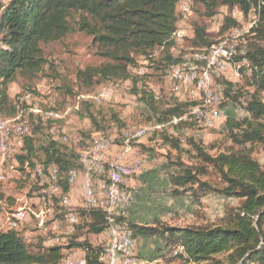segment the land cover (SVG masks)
<instances>
[{"label": "rangeland", "instance_id": "rangeland-1", "mask_svg": "<svg viewBox=\"0 0 264 264\" xmlns=\"http://www.w3.org/2000/svg\"><path fill=\"white\" fill-rule=\"evenodd\" d=\"M186 6H189V11L184 14ZM202 11V6L194 4L192 0L178 2L176 12L179 19L172 35L173 44L168 51L172 57L181 60L168 64L164 60L166 55L162 48L154 49L148 57L137 56L135 65L129 67L135 82L131 79L97 80L86 86L76 79L78 69L98 65L103 61L96 54L91 36L78 28L80 15L77 12L72 11L67 15L66 29L46 30L40 36V47L46 63L33 74H16L8 87L16 113L11 117L0 114V124L8 128L11 135H17L15 127H27V135L16 138V145L22 149L17 150L16 147L15 154L11 155L14 157L5 158L1 164L2 171L4 172L5 167L7 174L0 181V194L3 196L0 199V219H5L3 222H6L5 216L19 208L23 209L26 220L19 224L17 231L32 250H39L40 245L48 247V241L57 238L62 247V258L58 264H78L85 253L83 249L69 245L72 241H82L85 238L92 245L105 250L102 257V263L105 264L108 239L105 236V241L102 240V235L98 234L97 237V234L87 232V228L83 227L82 210L87 209L84 206L85 194L90 187L94 188L97 198L101 197L99 207L105 205L109 174L115 164L122 167L126 175L123 176L126 182L121 186L116 185L118 196L129 197L123 218L126 221L130 219L148 223L159 220L170 225L212 224L218 222L227 205L238 203L236 198L213 193L202 196L199 203L193 201L188 193H170L167 175L179 170L175 163L178 154L185 165L205 167L206 174L202 179H214L210 169L190 150L188 138L202 144L210 154L225 150L231 145L225 133L226 119H239L246 115L243 108L246 99L244 91L253 89L247 83L250 75L246 68L248 63L245 59L237 60L234 56L245 53L246 35H249L250 28L257 20V14L251 10L245 15L239 8L230 9L227 6H220L211 17L201 15ZM226 16L234 18L237 24L221 31ZM195 25L204 26L212 41V49L226 47L235 51L233 61L227 67L223 64L220 69H207L208 80L202 85L199 83L204 63L195 61L193 54L209 51L210 48L198 49L190 43ZM262 44L264 45V40ZM183 62L186 63V71H190L188 68H195L194 77L176 81L172 77V67ZM224 81L233 84L231 93L240 87L239 91L243 94L238 97L239 102L228 100L221 106L222 99L225 100ZM142 91L153 96L154 105L158 109L174 102H186V111L180 117H172L159 124L158 116L138 99ZM213 95L218 97L217 101L213 99ZM261 96L264 100V90ZM207 98L209 103L204 107ZM198 108L201 110H197ZM218 114L220 116L217 117ZM165 135L180 142V152L172 148L170 142H165ZM28 138L32 139L35 154L26 161L27 166L23 168L24 165L20 164L17 157L25 154L23 146ZM50 140L56 141L61 151L72 156L76 167L71 170H74L75 176L71 181L69 171L67 191L63 190L60 183V189L54 195L51 194L49 199L42 201L41 191L44 185V188L48 185L45 184V178L54 167H45L43 164L42 146L47 145ZM93 157L97 159L94 165L96 167L88 171L84 164ZM254 157L264 166V147H254ZM100 166L102 170H98ZM142 175L144 182L140 181ZM65 197L77 216V222L72 227L65 217L70 210L61 205ZM3 230H7L6 226L0 228V231ZM175 252L176 249L165 248L158 237L147 238L140 243L134 241L135 264H186L178 259L168 260ZM115 253L120 261L129 258V255L122 252Z\"/></svg>", "mask_w": 264, "mask_h": 264}, {"label": "trees", "instance_id": "trees-1", "mask_svg": "<svg viewBox=\"0 0 264 264\" xmlns=\"http://www.w3.org/2000/svg\"><path fill=\"white\" fill-rule=\"evenodd\" d=\"M0 0V114L14 116L15 105L8 94L9 84L17 73L28 74L39 71L46 60L40 47V36L46 30H64L68 27L67 15L79 13L78 28L91 36L96 54L103 61L98 65H87L76 71V79L86 86L97 80L135 79L129 67L135 65L136 57L151 56L156 48H162L164 60L175 64L168 49L172 46V35L179 19L176 12L180 0ZM203 8L201 15L211 17L220 6L237 7L243 14L251 10L257 20L246 35L245 53L234 56L245 59L250 71L243 108L246 115L237 119L227 117L226 138L231 143L225 150L210 154L205 147L188 138L190 150L204 166L210 169L214 179H202L205 167L185 165L176 158L178 171L167 175L170 193H188L193 201L208 193L236 198V205H227L218 222L170 225L159 220L140 223L119 217L121 225L130 231L131 238L158 237L164 247L176 249L168 259H178L186 264H264V166L254 157V147H264V0H192ZM237 24L226 16L221 31ZM193 47L210 48L212 41L204 26L195 25L190 38ZM209 49V50H210ZM224 97L221 106L228 100L240 101L242 91H233V84L224 81ZM138 93L137 90H135ZM138 99L148 106L159 124L172 117H180L188 103L174 102L163 109L154 105L153 96L142 91ZM90 120L93 118L88 114ZM158 124V123H157ZM178 124V123H177ZM165 142L181 151L180 142L164 137ZM25 154L17 157L21 165L35 154L32 139L23 146ZM45 167L55 165L64 191L68 189V172L76 167L72 156L61 151L56 141L50 140L42 146ZM49 169V168H48ZM0 199H3L0 194ZM1 201V200H0ZM1 208V207H0ZM83 227L87 232L99 234L106 226L102 207L83 209ZM80 217V216H79ZM83 249L84 264H103L104 249L86 241H72L69 247ZM41 247V245H40ZM32 250L17 229L0 231V264H58L62 258V247L58 245Z\"/></svg>", "mask_w": 264, "mask_h": 264}, {"label": "bare ground", "instance_id": "bare-ground-1", "mask_svg": "<svg viewBox=\"0 0 264 264\" xmlns=\"http://www.w3.org/2000/svg\"><path fill=\"white\" fill-rule=\"evenodd\" d=\"M183 5V4H182ZM183 7V6H182ZM220 48V51L223 52L224 54V61H226V63L228 65H230V63H232V55H233V49L231 48H226V47H218ZM214 49L211 48V50L209 51H200L198 53H194L193 54V59L197 62H202L204 63V67L202 68V79L200 80V85L204 84L207 80H208V76L209 74H207V69L210 67H213V62L209 61L210 59V53L211 51H213ZM192 60V59H191ZM196 64V63H195ZM182 65V64H181ZM223 64H218V65H214V68L216 69H220L221 66ZM225 66V65H224ZM194 67H193V71L191 73V70L188 68V70L190 71H186L184 68H181V77L183 78H193L195 71H194ZM170 74V73H169ZM172 75H173V67H172ZM195 79V78H194ZM186 83V82H185ZM207 89V88H206ZM211 92V91H210ZM209 96V95H208ZM209 98V97H208ZM206 99L204 102V107L209 103V99ZM216 96L213 95V99L215 101H217ZM200 106V105H199ZM197 110H201L200 108H198ZM196 111V110H195ZM208 117V116H207ZM202 118V117H201ZM200 118V119H201ZM204 118V117H203ZM202 118V119H203ZM189 119V118H188ZM197 119V118H195ZM206 119V118H205ZM209 119V118H208ZM193 120V119H192ZM198 120V119H197ZM3 121V120H2ZM19 121V119H18ZM191 121V120H190ZM200 121V120H198ZM17 122V121H16ZM14 122V123H16ZM7 123V122H6ZM207 124V123H206ZM17 125V124H16ZM19 125V124H18ZM8 126V125H7ZM10 126V125H9ZM15 126V125H14ZM14 128V127H13ZM3 129H7L3 131V140H10L12 139V135H11V131H9L8 128L4 127L3 125ZM12 129V127H11ZM16 130L14 131H20L22 129L21 134H19V137L22 138L24 135H27V127L25 125H19L17 128L15 127ZM11 132V133H10ZM103 137V136H101ZM17 138V137H16ZM95 140V139H94ZM103 141V139H102ZM94 143V142H93ZM101 143H99L100 145ZM95 145V143H94ZM108 146V145H107ZM106 147V146H105ZM104 147V148H105ZM101 148V147H100ZM108 148V147H107ZM99 149V147H98ZM103 149V148H102ZM16 151V147H10L9 148V156L14 155ZM91 151V150H90ZM101 151V150H100ZM98 153V152H97ZM4 154H5V145L4 143H0V173H4L1 169V164L2 161H4ZM107 154V153H106ZM91 155V154H90ZM101 156V155H100ZM106 157V156H105ZM108 158V157H107ZM80 159V158H79ZM78 159V160H79ZM86 159V158H85ZM103 159V158H102ZM96 158L93 157L92 159L89 158V160L87 161L86 164H84L85 167H88V170H92L93 167H96L94 165H96ZM118 160V159H117ZM113 161V160H112ZM104 163V160H103ZM106 163V162H105ZM117 163V161H116ZM29 164V163H28ZM80 164V163H79ZM113 164V162H112ZM111 164V165H112ZM115 164V163H114ZM120 164V163H119ZM24 167L26 168L27 166V162H24ZM29 166V165H28ZM99 166V165H98ZM125 166V165H124ZM36 167V166H35ZM40 166H37V168H39ZM80 167V166H79ZM83 167V166H82ZM81 167V168H82ZM28 168V167H27ZM36 168V169H37ZM80 168V169H81ZM30 169V168H29ZM28 169V170H29ZM41 169V168H40ZM103 168L100 167L98 168V170H102ZM27 170V171H28ZM76 170V169H75ZM32 171V170H31ZM35 171V170H34ZM72 171V172H71ZM74 170H70L69 175H70V180L72 181L73 176H75ZM128 171V170H127ZM126 171V172H127ZM37 172V171H35ZM42 172V170H41ZM107 172V170L105 171ZM32 173V172H31ZM97 173V172H96ZM104 173V172H103ZM102 173V174H103ZM128 173V172H127ZM126 173V174H127ZM34 174V173H32ZM92 174V173H91ZM108 174V173H107ZM120 174V167L118 166V164H115L114 166H112V169L110 170V183L107 185L106 187V191H105V205L102 206L103 210L105 211V221H106V226L104 228V230L102 232H100V236L102 235V240H105V236L107 237L106 239L109 245V248L106 249V257H107V261L105 262V264H135V256H134V240L131 238L130 235V231L125 229L121 223L115 222V215L116 212L118 211L119 208V196L117 195V190L116 189V185H120L123 184L124 179L122 178L120 181H116L117 180V176ZM125 174V171H124ZM35 175V174H34ZM84 175V174H82ZM59 174H58V169L57 167H54L51 169L49 175H47V177L45 178V184H48L45 187H43L41 194H40V199L42 201H46L47 199L50 198L51 194H53L55 191L57 192V190L60 189V179H59ZM126 175H124L125 177ZM128 176V175H127ZM34 177V176H33ZM68 177V176H67ZM69 178V177H68ZM4 179V176H0V181ZM43 179V178H42ZM44 181V180H43ZM74 181V180H73ZM83 182V181H82ZM86 183V182H85ZM44 184V183H43ZM84 184V183H83ZM92 184V183H91ZM71 185V184H70ZM40 186V185H39ZM89 186V185H88ZM121 186V185H120ZM42 188V187H41ZM83 189V188H82ZM84 191V190H83ZM82 191V192H83ZM55 194V193H54ZM53 194V195H54ZM84 195V194H83ZM52 197V196H51ZM101 198V197H100ZM100 198L95 196V192H94V188L90 187L89 189L86 190V194H85V202H84V206L87 209L90 208H96L99 207L101 205H99V200ZM129 197L126 195L125 197V204L128 202ZM70 206L69 203L67 202L66 197L61 201V205L64 206V209L70 210L67 214L66 220L67 223L70 225V227H72L73 224H75L77 222V216L76 213H74V211L72 210V208H66V205ZM67 212V211H66ZM125 215H120V217H123ZM11 223H14V226H8V229H17V227L19 226V224L21 223V221H19V215H11ZM102 233V234H101ZM129 236L132 239V242H130L129 244V252H132V259H134V262H128L127 259L121 260L119 259V257L116 255L115 251H119L124 253V255H126V240L124 238V236ZM99 236V237H100ZM98 237V234H97ZM101 238V237H100ZM106 241V240H105ZM105 243V242H104ZM46 244V243H45ZM106 245V244H105ZM108 247V246H107ZM72 249V248H70ZM68 251V250H67ZM66 251V253H67ZM71 251V250H70ZM78 251V250H77ZM105 252V250H104ZM73 254V253H72ZM76 254H79L78 252H76ZM82 254V253H81ZM119 255V254H118ZM73 257V256H72ZM80 257V256H79ZM122 257V256H120ZM74 260V259H73ZM69 261V260H68ZM60 262V261H59ZM67 262V260H66ZM70 262V261H69ZM68 262V263H69ZM62 264V263H61ZM70 264V263H69ZM74 264V263H71ZM77 264V263H76ZM78 264H84V259L81 258L78 261Z\"/></svg>", "mask_w": 264, "mask_h": 264}, {"label": "built area", "instance_id": "built-area-1", "mask_svg": "<svg viewBox=\"0 0 264 264\" xmlns=\"http://www.w3.org/2000/svg\"><path fill=\"white\" fill-rule=\"evenodd\" d=\"M188 11H189V6H186V9L184 10V14L188 13ZM209 61L213 62V67H214V65H218V64H226V67H227V63L224 61V54H223V52L220 51V48H214V50L211 51ZM185 64L186 63L183 62L182 65H176L175 67H173L172 77L174 78V80L186 81L189 79V78L181 77V68H184ZM190 70L192 73L193 67ZM218 116H220V114H218L217 117ZM4 130H7V129H3V125L0 124V143H4V145H5L4 159L5 158L10 159L11 157H14V156H9V148L10 147H17V150L22 149L21 146L16 145V137H19V134H21L22 129L20 131H16L17 135L13 134L12 139H10V140H3V131ZM88 171H90V170H88ZM124 171L125 170L122 167H120V174L117 176L116 181H120L123 178ZM6 174L7 173H6V170L4 167V173H0V176H4V178H5ZM125 197H126V195L119 196V208H118V211L116 212V215H115V222H118V218L120 217V215H125V211H126ZM65 206H66V208H70L69 206H67V204ZM11 215H19V221H21V223L26 220V215H25L24 210L19 208L18 210L13 211L7 215L6 225H5L6 228H7V226H14V223H11ZM5 226H2V227H5ZM124 238L126 240V255H129V258H127V260H128V262H134V259H132V252H129V244H130V242H132V239L128 235L124 236ZM57 241H58V239L56 238L55 240L54 239L49 240L48 243L50 246H53V245L59 246L60 243H58Z\"/></svg>", "mask_w": 264, "mask_h": 264}, {"label": "crops", "instance_id": "crops-1", "mask_svg": "<svg viewBox=\"0 0 264 264\" xmlns=\"http://www.w3.org/2000/svg\"><path fill=\"white\" fill-rule=\"evenodd\" d=\"M192 36V35H191ZM190 36V37H191ZM141 176V175H140ZM81 177L82 176H80V179H81ZM144 176L142 175V178H140V181L141 182H144ZM73 192V191H72ZM72 203H73V201H72ZM5 218H6V216H5ZM5 220V219H4ZM4 220H1L0 219V228L2 227V226H5L6 225V222H3ZM154 222V221H153ZM153 222H148V223H153ZM7 230H8V226H7ZM147 238H154V237H137L136 239H135V242L136 243H140L142 240H146ZM83 254V253H82Z\"/></svg>", "mask_w": 264, "mask_h": 264}]
</instances>
